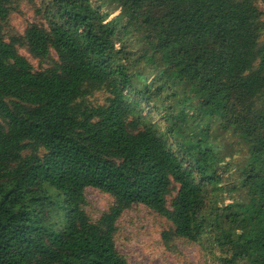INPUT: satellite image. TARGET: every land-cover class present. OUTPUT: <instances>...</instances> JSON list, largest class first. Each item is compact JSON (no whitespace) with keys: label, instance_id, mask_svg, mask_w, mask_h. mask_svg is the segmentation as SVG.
Masks as SVG:
<instances>
[{"label":"trees","instance_id":"trees-1","mask_svg":"<svg viewBox=\"0 0 264 264\" xmlns=\"http://www.w3.org/2000/svg\"><path fill=\"white\" fill-rule=\"evenodd\" d=\"M14 1L0 0V22ZM110 7L119 13L107 21ZM42 10L47 27L0 30V264H129L115 235L137 204L175 236L210 233L220 264H264V0H48ZM97 91L107 101L88 103ZM143 105L166 131L135 116ZM221 165L237 176L227 192L242 194L227 204L206 200ZM87 187L113 198L96 220Z\"/></svg>","mask_w":264,"mask_h":264},{"label":"rangeland","instance_id":"rangeland-1","mask_svg":"<svg viewBox=\"0 0 264 264\" xmlns=\"http://www.w3.org/2000/svg\"><path fill=\"white\" fill-rule=\"evenodd\" d=\"M46 1L48 0H15L7 19L0 22L1 34L5 38L23 34L31 23L47 27L48 20L42 10ZM257 4L263 7L259 2ZM107 10L111 13L107 21L115 19L119 13L114 7ZM20 53L30 60L34 68L48 66L47 63L32 58L25 49H20ZM52 56L55 57V54ZM107 97L108 94L104 91H97L87 99V102L103 104ZM133 98L135 97L132 94L130 100ZM150 106L143 105V108L140 106L135 116H140L143 124L153 125L160 132L166 131L165 120L159 111ZM222 140L225 144L234 142L230 134L225 135ZM242 154L238 152L232 159H237ZM232 159L226 158L225 161ZM219 171L222 177L217 187L220 189L212 192L213 188L207 187L206 200L227 204L242 194L227 192L237 179L234 170L221 165ZM85 196L87 199L85 211L93 220H96L113 202L110 195L93 187L85 189ZM166 232L169 233V237L165 236ZM115 244L129 264H220L218 257L224 254L210 233H205L198 241H188L175 236L170 221L142 204L133 205L123 211L117 221Z\"/></svg>","mask_w":264,"mask_h":264}]
</instances>
